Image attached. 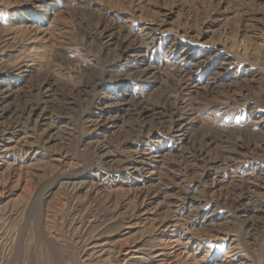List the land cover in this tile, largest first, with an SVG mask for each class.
I'll use <instances>...</instances> for the list:
<instances>
[{
    "label": "rangeland",
    "instance_id": "1",
    "mask_svg": "<svg viewBox=\"0 0 264 264\" xmlns=\"http://www.w3.org/2000/svg\"><path fill=\"white\" fill-rule=\"evenodd\" d=\"M0 264H264V0H0Z\"/></svg>",
    "mask_w": 264,
    "mask_h": 264
}]
</instances>
